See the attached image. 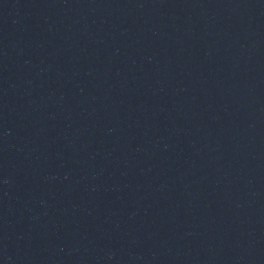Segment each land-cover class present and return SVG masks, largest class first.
<instances>
[{
  "label": "water",
  "instance_id": "1",
  "mask_svg": "<svg viewBox=\"0 0 264 264\" xmlns=\"http://www.w3.org/2000/svg\"><path fill=\"white\" fill-rule=\"evenodd\" d=\"M0 264H264V0H0Z\"/></svg>",
  "mask_w": 264,
  "mask_h": 264
}]
</instances>
